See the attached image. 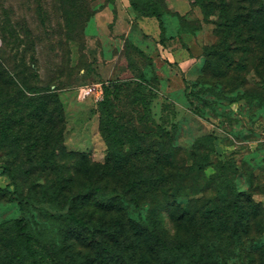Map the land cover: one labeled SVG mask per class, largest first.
<instances>
[{"label":"rangeland","instance_id":"374dc122","mask_svg":"<svg viewBox=\"0 0 264 264\" xmlns=\"http://www.w3.org/2000/svg\"><path fill=\"white\" fill-rule=\"evenodd\" d=\"M206 1L193 0L204 58L181 75L156 64L150 44L96 28L102 2L0 0V25L9 14L36 41L38 81L56 87L65 114L61 178L35 164L28 173L2 141L0 245L20 222L24 254L8 244L1 261L264 264V4L250 0L242 44ZM89 187L75 205L86 228L66 213L73 191ZM101 194L124 209L123 225Z\"/></svg>","mask_w":264,"mask_h":264},{"label":"trees","instance_id":"16d2710c","mask_svg":"<svg viewBox=\"0 0 264 264\" xmlns=\"http://www.w3.org/2000/svg\"><path fill=\"white\" fill-rule=\"evenodd\" d=\"M163 3L158 7L148 9L141 7L139 0H132L133 7L139 14L159 17L162 16ZM205 3L219 11V24L229 39L233 38L234 41L242 44L243 38H247V41L251 40L248 39V33L245 32V26L251 25L250 18L252 9H254L250 0H207ZM260 3L264 4V0L258 1V4ZM193 4L196 6L194 2ZM244 18L246 21H243ZM25 31L27 32L29 29L25 28ZM0 36L2 39L0 45V147H4L2 141H11L16 156L22 157L33 166L34 164L39 166L47 173L56 171V176L61 178L63 174L57 172V169L61 170L57 157L58 151L64 149L65 114L60 94L53 85L39 83L40 70H35L36 41L32 37L24 35L20 23L14 22L9 14L0 25ZM206 49L205 46L204 53ZM30 52L33 54L31 53L29 58L27 53ZM30 59L33 64L30 63ZM9 151L12 152V149ZM50 163L52 164L50 165ZM34 168L35 166L28 167L27 172L32 174ZM67 180L69 181V179ZM92 192L93 188L91 187L85 192L73 191V194L69 196L71 206L66 213L86 228L89 226L88 222L78 215L75 205L79 198L85 194L92 195L90 194ZM100 202L103 206L102 209L107 213L117 211V214L122 216L121 221H117V225L125 223L124 209L117 205L119 203L115 199L101 194ZM15 223L16 227L19 226V230L14 235L12 234L11 238L7 235L5 245H0V250H4L5 246L9 244L10 248L12 246L19 250L16 256L20 257L24 254V241L21 235L23 226L20 228V222ZM5 225L6 223L0 224V231L6 228ZM104 229L110 231V225H105ZM2 257L5 256L0 252V264H13V261L10 262L8 258L2 262Z\"/></svg>","mask_w":264,"mask_h":264},{"label":"crops","instance_id":"0c3cea01","mask_svg":"<svg viewBox=\"0 0 264 264\" xmlns=\"http://www.w3.org/2000/svg\"><path fill=\"white\" fill-rule=\"evenodd\" d=\"M95 1L102 2L93 17L96 28L112 26L131 39L150 44L156 64L173 62L170 66L182 75L204 58V18L192 0H165L161 17L139 14L132 0Z\"/></svg>","mask_w":264,"mask_h":264},{"label":"built area","instance_id":"2783aa9c","mask_svg":"<svg viewBox=\"0 0 264 264\" xmlns=\"http://www.w3.org/2000/svg\"><path fill=\"white\" fill-rule=\"evenodd\" d=\"M92 90V88L86 89V93L90 92Z\"/></svg>","mask_w":264,"mask_h":264}]
</instances>
